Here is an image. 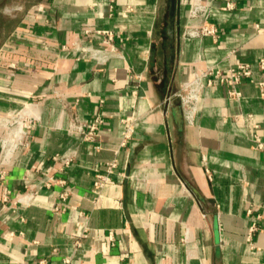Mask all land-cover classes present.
<instances>
[{"label":"crops","instance_id":"1","mask_svg":"<svg viewBox=\"0 0 264 264\" xmlns=\"http://www.w3.org/2000/svg\"><path fill=\"white\" fill-rule=\"evenodd\" d=\"M232 1L227 10L202 0L213 39L184 36L205 24L191 18L194 0H178L173 37L170 0H0V118H38L30 147L10 158L0 148V264H264V0ZM98 30L114 32L120 56L90 54L102 47ZM238 63L253 69L240 97L215 82L189 123L176 95L198 70ZM99 115L95 150L69 125ZM127 125L132 139L121 148ZM72 154L71 195L56 213L61 188L44 187V175L53 156ZM114 160L112 181L95 191V169ZM33 184L38 195L15 205ZM250 208L261 215L255 248Z\"/></svg>","mask_w":264,"mask_h":264},{"label":"built area","instance_id":"2","mask_svg":"<svg viewBox=\"0 0 264 264\" xmlns=\"http://www.w3.org/2000/svg\"><path fill=\"white\" fill-rule=\"evenodd\" d=\"M225 4V9L233 10L235 4L232 0H221ZM110 7L113 8V3L115 0H109ZM20 11L21 7L15 9ZM34 11H39V7L36 6L33 8ZM211 8L208 5H205L202 0H194L192 9H191V18L201 19L205 21V24L200 27L189 28L184 36L189 38H213L216 39L218 36V29L215 25L208 22ZM9 12V11H8ZM96 34L101 36V48L91 49L90 54L93 57L99 59L100 61L106 62L111 56H120L117 46L115 45V34L109 30H98ZM103 55L104 57H102ZM11 69H15L16 66H11ZM259 68L264 71V59L259 61ZM11 74L13 72L11 71ZM253 69L250 64L238 63L230 68L226 72L221 71L216 67H211L206 70H198L195 73L194 79L192 82L185 85L187 93L182 94L178 93V96L181 100L182 106L184 108L185 117L189 123H193L195 119V112L197 109V104L200 98L202 91L206 87L212 86L215 82L225 85L229 88V96L233 98H239L241 93L239 91V86L245 81L252 79ZM261 88H264V82L259 83ZM264 118V116H263ZM38 122V118L27 112L20 114H8L5 117L0 118V131L3 135L0 137V148L3 150L6 158H10L14 152L19 147H30L31 136L30 130L33 129L35 124ZM104 118L99 115L95 120L86 126L83 122L75 119L69 125V132L80 134L83 137V140L87 143L94 144V149H99L98 140L100 139V132L102 126L104 125ZM15 126V127H14ZM20 128V132L18 129ZM133 129L131 125L126 126L125 132L122 134V141L120 144L121 148L127 147L130 140L132 139ZM20 134V138L18 137ZM8 145L11 147V150L8 151ZM257 148L259 150H264V143L257 140ZM75 161V154L69 156H59L55 155L52 157V162L54 166V171L49 174H45V180L43 181L44 187L51 189L54 186H59L61 188L59 195V204L55 207L56 213H63L66 211V202L71 195V191L68 187V180L66 175L71 165ZM118 167L116 160L107 162L105 169L101 170V167L95 169V179L93 183L94 190L103 189L108 183L112 181V176L114 175L115 170ZM6 172H0V185L6 179ZM58 176V178L56 177ZM26 194L23 197L17 199L14 202L15 205L27 204L29 205L31 201L39 193V188L37 184L26 185ZM6 190V189H5ZM9 201V195L5 191L3 195V207H7L6 204ZM247 214L250 215L254 221L250 224L248 228V233L246 236V242L251 248H255V237L259 232L258 221L261 218V215H255V212L252 208L247 211ZM83 216V214H81ZM255 215V216H254ZM109 242L112 246L115 245V235L114 232L109 233ZM76 247H81V242H76ZM39 264H47L45 261L39 262ZM63 264H71V258H65Z\"/></svg>","mask_w":264,"mask_h":264},{"label":"water","instance_id":"3","mask_svg":"<svg viewBox=\"0 0 264 264\" xmlns=\"http://www.w3.org/2000/svg\"><path fill=\"white\" fill-rule=\"evenodd\" d=\"M177 5H178V0H170L167 29H168V35L171 37H173L175 31V23L177 19Z\"/></svg>","mask_w":264,"mask_h":264},{"label":"bare ground","instance_id":"4","mask_svg":"<svg viewBox=\"0 0 264 264\" xmlns=\"http://www.w3.org/2000/svg\"><path fill=\"white\" fill-rule=\"evenodd\" d=\"M18 132H20V128L18 129ZM20 134H18V137L20 138ZM11 150V147L8 145V151H10Z\"/></svg>","mask_w":264,"mask_h":264},{"label":"rangeland","instance_id":"5","mask_svg":"<svg viewBox=\"0 0 264 264\" xmlns=\"http://www.w3.org/2000/svg\"><path fill=\"white\" fill-rule=\"evenodd\" d=\"M7 13H9L8 11H6ZM15 127V126H14Z\"/></svg>","mask_w":264,"mask_h":264},{"label":"trees","instance_id":"6","mask_svg":"<svg viewBox=\"0 0 264 264\" xmlns=\"http://www.w3.org/2000/svg\"><path fill=\"white\" fill-rule=\"evenodd\" d=\"M20 5V4H19ZM22 6V5H21Z\"/></svg>","mask_w":264,"mask_h":264}]
</instances>
